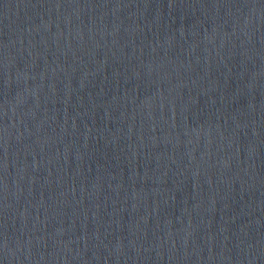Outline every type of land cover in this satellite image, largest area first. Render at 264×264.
<instances>
[{"label":"water","instance_id":"water-1","mask_svg":"<svg viewBox=\"0 0 264 264\" xmlns=\"http://www.w3.org/2000/svg\"><path fill=\"white\" fill-rule=\"evenodd\" d=\"M0 264H264V0H0Z\"/></svg>","mask_w":264,"mask_h":264}]
</instances>
